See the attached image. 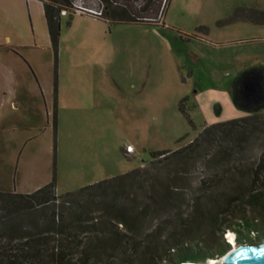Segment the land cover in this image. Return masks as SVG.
Masks as SVG:
<instances>
[{
    "label": "rangeland",
    "instance_id": "1",
    "mask_svg": "<svg viewBox=\"0 0 264 264\" xmlns=\"http://www.w3.org/2000/svg\"><path fill=\"white\" fill-rule=\"evenodd\" d=\"M61 7L68 13L55 51L42 0H0V189L32 191L55 174L57 194L82 196L78 189L133 170L64 210L73 230L57 238L75 257L94 251L92 264H176V247L194 241L210 242L221 260L231 244L261 240L211 233L210 214L224 218L223 205L264 153L262 114L237 108L230 94L240 71L264 66V22L250 20L264 0H167L157 19L149 20L151 5L138 21L78 10L70 18L73 8ZM231 119L238 126L212 130L183 154L151 157ZM102 199L117 205L97 210ZM4 205L1 198L0 231L47 223L44 206Z\"/></svg>",
    "mask_w": 264,
    "mask_h": 264
},
{
    "label": "trees",
    "instance_id": "2",
    "mask_svg": "<svg viewBox=\"0 0 264 264\" xmlns=\"http://www.w3.org/2000/svg\"><path fill=\"white\" fill-rule=\"evenodd\" d=\"M42 1L49 37L56 51L60 34L61 4L71 6L73 0ZM103 1L104 16L116 21L148 19L147 16H143L140 13L151 5H154L155 16L150 17L149 20L157 19L167 2V0H143V4L136 9L132 5V0ZM257 13L259 16L256 18L250 17V20L263 23L264 11H257ZM73 15V12H69L70 18ZM230 94L237 108L251 112L254 115L260 113L262 114L260 118L264 119V66H253L240 71L231 82ZM237 120L231 119L204 125L202 131L188 144L172 151H153L151 152V157L153 160L160 155L165 157L169 151L175 155L183 154L184 151L196 143L209 139L212 130L221 129L225 125L233 126ZM132 171L113 178L100 180L77 191L84 193V195L101 191L106 193L107 188L110 186L116 188L117 184ZM84 195L77 196L75 192H67L63 195L57 194L55 174H53L49 182L31 192L0 190V199L2 198L5 202V208L10 207L14 212H19L40 205L46 209L47 217L45 227L38 228L35 226L34 230L22 231L20 235L17 234L22 228L19 225L15 227L14 225L7 226L4 231H0V264H92L94 262L92 257L94 251L92 252L89 248L82 247L83 250L85 249L84 253L75 257L70 250L71 247L68 241L63 238V241L61 238H57L60 234L66 237L72 232L71 224L64 221V210L70 205L72 206L74 203L81 201ZM114 199L119 200L115 196ZM113 200L102 199V205L96 206L97 210H101L102 206L107 207V205L115 207L117 204ZM222 208L224 218H220L222 215L219 213L210 214L211 233L222 235L225 230L231 229L236 242L250 239L251 234L256 238L264 235V153H260L255 163L251 166L250 179L239 185L238 190L235 191V194L231 196ZM226 217L231 218L232 222H223ZM129 219L126 215L116 217L117 222L126 225H129ZM50 235L55 238L51 240ZM15 237L20 239L14 240ZM78 243L75 246L79 248L82 246V242L78 241ZM194 243L188 244L186 242L176 247V264H181L183 261L206 262L208 258L213 257L214 253L211 252L208 245L210 242H207V245L199 241H194ZM229 244L230 242H224L219 252L226 251L229 248ZM150 256L156 257L154 252Z\"/></svg>",
    "mask_w": 264,
    "mask_h": 264
},
{
    "label": "water",
    "instance_id": "3",
    "mask_svg": "<svg viewBox=\"0 0 264 264\" xmlns=\"http://www.w3.org/2000/svg\"><path fill=\"white\" fill-rule=\"evenodd\" d=\"M231 245L223 254L221 264H264V237L253 243ZM183 262L181 264H192Z\"/></svg>",
    "mask_w": 264,
    "mask_h": 264
},
{
    "label": "built area",
    "instance_id": "4",
    "mask_svg": "<svg viewBox=\"0 0 264 264\" xmlns=\"http://www.w3.org/2000/svg\"><path fill=\"white\" fill-rule=\"evenodd\" d=\"M91 1V0H90ZM92 2L95 3V6H87L84 5L81 0H73L71 8L73 13H75V10L77 12L76 14H81V11L88 12L95 16H101L104 13V1L103 0H92ZM80 11V12H79ZM68 11L66 9H61V13H67ZM82 12V13H84ZM131 146L127 147V150H131Z\"/></svg>",
    "mask_w": 264,
    "mask_h": 264
},
{
    "label": "bare ground",
    "instance_id": "5",
    "mask_svg": "<svg viewBox=\"0 0 264 264\" xmlns=\"http://www.w3.org/2000/svg\"><path fill=\"white\" fill-rule=\"evenodd\" d=\"M236 245V244H235ZM234 245V246H235ZM185 262H188V263H192V264H221V262H222V258H221V260L220 259H216V258H214V257H210L209 258V260L208 261H206V262H199V261H185ZM185 262H183V263H185Z\"/></svg>",
    "mask_w": 264,
    "mask_h": 264
},
{
    "label": "crops",
    "instance_id": "6",
    "mask_svg": "<svg viewBox=\"0 0 264 264\" xmlns=\"http://www.w3.org/2000/svg\"><path fill=\"white\" fill-rule=\"evenodd\" d=\"M43 13H44V8H43ZM45 17V16H44ZM46 20V19H45ZM254 23H262V22H254ZM47 25V24H46ZM47 33H48V29H47ZM48 35H49V33H48ZM52 178V177H51ZM51 180V179H50ZM49 180V181H50ZM49 181H47V182H49ZM46 182V183H47ZM45 184V183H44ZM43 184H39V185H37L35 188L37 189L38 187H40V186H42ZM1 190V189H0ZM35 190V189H34ZM34 190H32V191H34ZM13 191H15V190H13ZM18 192V191H17ZM27 192H31V191H27ZM27 192H23V193H27Z\"/></svg>",
    "mask_w": 264,
    "mask_h": 264
},
{
    "label": "clouds",
    "instance_id": "7",
    "mask_svg": "<svg viewBox=\"0 0 264 264\" xmlns=\"http://www.w3.org/2000/svg\"><path fill=\"white\" fill-rule=\"evenodd\" d=\"M233 238H234V236H233Z\"/></svg>",
    "mask_w": 264,
    "mask_h": 264
}]
</instances>
